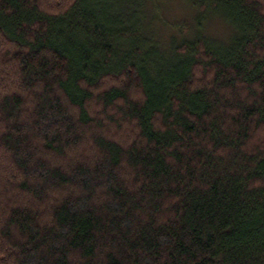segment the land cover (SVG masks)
<instances>
[{"label": "trees", "instance_id": "1", "mask_svg": "<svg viewBox=\"0 0 264 264\" xmlns=\"http://www.w3.org/2000/svg\"><path fill=\"white\" fill-rule=\"evenodd\" d=\"M204 4L229 45L161 55L109 0H0V264H264V0Z\"/></svg>", "mask_w": 264, "mask_h": 264}, {"label": "rangeland", "instance_id": "2", "mask_svg": "<svg viewBox=\"0 0 264 264\" xmlns=\"http://www.w3.org/2000/svg\"><path fill=\"white\" fill-rule=\"evenodd\" d=\"M109 2L111 6L107 9L113 18L129 15L132 21L134 18L138 22L141 21L142 28L145 25L149 28V32H144L145 36H143L146 38L148 35L156 38L155 41L159 40L157 45L159 54L167 52L174 42L169 32L170 25H168L171 19L181 22L175 28L176 33H179L178 36L176 34L177 47L184 45L185 40L199 33L204 34L212 44L229 45L236 34L235 26L227 17L228 15L222 11V7L218 12L208 9L205 7V0H109ZM200 11H203L204 15ZM157 14L165 16L166 23L157 22L156 25L159 28L154 31L156 26L153 22L157 19ZM198 22L203 25L199 26Z\"/></svg>", "mask_w": 264, "mask_h": 264}, {"label": "bare ground", "instance_id": "3", "mask_svg": "<svg viewBox=\"0 0 264 264\" xmlns=\"http://www.w3.org/2000/svg\"><path fill=\"white\" fill-rule=\"evenodd\" d=\"M149 66V65H148Z\"/></svg>", "mask_w": 264, "mask_h": 264}]
</instances>
